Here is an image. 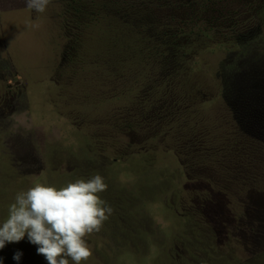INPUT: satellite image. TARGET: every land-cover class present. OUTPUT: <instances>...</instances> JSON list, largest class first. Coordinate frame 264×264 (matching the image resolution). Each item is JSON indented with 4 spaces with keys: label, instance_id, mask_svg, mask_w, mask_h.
I'll return each instance as SVG.
<instances>
[{
    "label": "rangeland",
    "instance_id": "374dc122",
    "mask_svg": "<svg viewBox=\"0 0 264 264\" xmlns=\"http://www.w3.org/2000/svg\"><path fill=\"white\" fill-rule=\"evenodd\" d=\"M102 1L89 19L79 0H0V221L34 183L99 174L113 212L82 264H264V0ZM203 1L214 36L180 60L173 34L165 57L101 40L136 12L173 33ZM0 257L47 264L27 237Z\"/></svg>",
    "mask_w": 264,
    "mask_h": 264
},
{
    "label": "clouds",
    "instance_id": "9594fccd",
    "mask_svg": "<svg viewBox=\"0 0 264 264\" xmlns=\"http://www.w3.org/2000/svg\"><path fill=\"white\" fill-rule=\"evenodd\" d=\"M24 2L27 9L43 13L50 0ZM107 187L104 178L95 174L60 187L37 182L17 192L6 218L0 221V249L27 237L47 264H82L92 256L85 238L100 232L113 212L100 196ZM21 255L17 251L12 259L18 261Z\"/></svg>",
    "mask_w": 264,
    "mask_h": 264
},
{
    "label": "trees",
    "instance_id": "16d2710c",
    "mask_svg": "<svg viewBox=\"0 0 264 264\" xmlns=\"http://www.w3.org/2000/svg\"><path fill=\"white\" fill-rule=\"evenodd\" d=\"M79 1V7H81L82 9H79V7L75 9L77 11H82L84 16H89V19L93 17L91 12L92 7L97 6L98 8H100L99 11L103 10L104 8L105 11L106 9L113 7L110 2L109 4H107V1L102 0ZM98 4H102V6L99 7ZM195 5L196 4H193L191 8H188L184 10V12H182L181 18L178 20V26L175 27L176 30L173 33H171L170 31L171 28H174L171 26V22H162L158 18L152 19L151 17L140 15L139 12H136L135 14H131L128 16L125 15V25H120V27H116V29H113L107 34L101 35V40L103 42L110 41L115 43V48L117 49H120L122 47H131L134 51L141 52L147 57H153L155 54H158V52H160L159 50H162L163 56L165 57V53L167 50L164 49L163 42L173 34L176 35V38L172 40L174 45L171 46V48L173 49L175 56L180 60L182 56H187V48L190 47V44H203L206 38H213L214 34L211 33V30L213 27L217 26V22L212 20H216L218 19V17L208 18L207 14L210 6L208 1H203L200 4L196 6ZM129 8L131 9V7ZM261 13H264V2L260 7L259 14ZM228 16L230 15L228 14ZM103 18L105 17L101 16L98 22L94 21L93 23H91V25L96 26L95 24H99L101 22V19ZM229 27L233 28L232 25ZM234 35H237L239 37L238 34ZM181 38H183V40H181ZM183 41L185 42L181 43ZM165 179L166 180L163 181V184H166L169 187L170 184L167 177H165ZM171 198H176L178 200L179 196L176 192H173ZM191 221L189 220L188 223ZM193 229L196 235V240L201 241L204 234L205 237L207 236L204 228L201 227L199 223L195 222ZM201 243L203 244L202 241Z\"/></svg>",
    "mask_w": 264,
    "mask_h": 264
}]
</instances>
